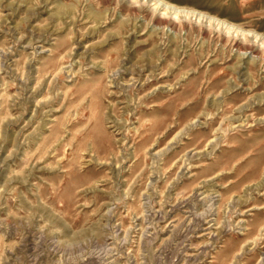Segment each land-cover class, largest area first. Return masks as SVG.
I'll list each match as a JSON object with an SVG mask.
<instances>
[{"label":"rangeland","instance_id":"rangeland-1","mask_svg":"<svg viewBox=\"0 0 264 264\" xmlns=\"http://www.w3.org/2000/svg\"><path fill=\"white\" fill-rule=\"evenodd\" d=\"M0 264H264V0H0Z\"/></svg>","mask_w":264,"mask_h":264}]
</instances>
